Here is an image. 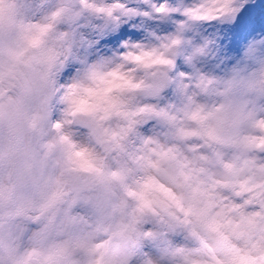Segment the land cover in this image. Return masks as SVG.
<instances>
[{
  "label": "snow or ice",
  "instance_id": "6c2138e0",
  "mask_svg": "<svg viewBox=\"0 0 264 264\" xmlns=\"http://www.w3.org/2000/svg\"><path fill=\"white\" fill-rule=\"evenodd\" d=\"M76 2L150 31L73 54L67 7L0 0V264H264V104L222 133L175 60L264 67V0Z\"/></svg>",
  "mask_w": 264,
  "mask_h": 264
},
{
  "label": "rangeland",
  "instance_id": "374dc122",
  "mask_svg": "<svg viewBox=\"0 0 264 264\" xmlns=\"http://www.w3.org/2000/svg\"><path fill=\"white\" fill-rule=\"evenodd\" d=\"M30 2L35 13L33 18L37 20L42 19L58 7L65 6L68 8V11L61 18L57 30L65 34V40L68 42L73 54L81 51L79 42L86 39L84 36L85 29L89 32L111 30L113 34L119 33L122 29L126 32L150 31L145 29L142 23L137 25H133L130 21L115 23L100 14L93 13L90 10H83L79 7L76 0H30ZM98 2H102V0H98ZM169 30L171 31V29ZM185 36L188 37V40L180 46L175 57L176 63L182 65L178 70L183 71L184 68H187L192 74H203L215 80H222L230 74V70L219 72L206 56L194 55V48L198 46L199 41L195 40L191 32L185 33ZM216 100L217 96L211 89L208 94L200 97V101L207 105L216 103ZM175 239L178 243L185 242L183 236L179 234L176 235Z\"/></svg>",
  "mask_w": 264,
  "mask_h": 264
},
{
  "label": "clouds",
  "instance_id": "9594fccd",
  "mask_svg": "<svg viewBox=\"0 0 264 264\" xmlns=\"http://www.w3.org/2000/svg\"><path fill=\"white\" fill-rule=\"evenodd\" d=\"M264 104V67L238 70L224 78L217 96L213 123L227 133L234 122L247 124L248 113Z\"/></svg>",
  "mask_w": 264,
  "mask_h": 264
}]
</instances>
